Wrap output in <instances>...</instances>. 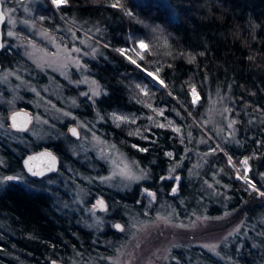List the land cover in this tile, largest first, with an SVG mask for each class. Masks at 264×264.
I'll list each match as a JSON object with an SVG mask.
<instances>
[{
  "label": "trees",
  "instance_id": "trees-1",
  "mask_svg": "<svg viewBox=\"0 0 264 264\" xmlns=\"http://www.w3.org/2000/svg\"><path fill=\"white\" fill-rule=\"evenodd\" d=\"M32 16L37 26L51 28L64 21L98 38L97 58L88 67L104 91L87 112L102 118L98 129L104 137L146 168L141 184L155 196L149 202L133 186L118 200L140 197L150 208L158 201L177 206L185 196L186 206L195 191L187 172L202 159V185L212 168L226 200L224 215L209 219L202 233L231 231L224 263L204 256L214 264H264V196L235 177L233 168L245 158L246 177L264 191V0H66L56 8L42 0ZM138 40L146 48L135 53ZM120 51L163 84H154ZM193 88L195 104L190 100ZM211 99L223 103L232 126L231 140L216 154L207 149L219 138L204 126L208 139L199 127ZM221 198L210 195L209 214L216 212ZM69 222L45 190L6 181L0 186V264L64 262L68 248L86 247L90 238Z\"/></svg>",
  "mask_w": 264,
  "mask_h": 264
},
{
  "label": "rangeland",
  "instance_id": "rangeland-1",
  "mask_svg": "<svg viewBox=\"0 0 264 264\" xmlns=\"http://www.w3.org/2000/svg\"><path fill=\"white\" fill-rule=\"evenodd\" d=\"M48 1L56 8L52 0ZM39 3L42 0H0L4 40L11 44L8 50L13 54L6 67L0 69V105L4 106L0 107V133L17 140V134L8 133L2 127V112L17 104H28L32 120L27 133L37 145L49 140L59 143L57 167L51 177L28 183L19 167L15 164L7 167V159L0 153V186L9 176L14 181L40 187L72 227L88 233L86 247L65 251L66 264H183L181 257L186 259V264H214L205 256L224 263L222 253H226L231 231L202 233L209 219L225 213L226 200L219 192L224 188L219 186L212 168L207 170L202 185L203 178L199 175L204 166L202 159L189 167L187 177L194 182V200L184 206L185 196H181L177 204L180 212L177 206L166 201H158L149 208L140 202V197H135L133 202L118 200L119 194L133 186L149 202L155 196H149L152 190L141 184L147 177L146 168L104 137L98 129L102 118L87 112L93 110V101L104 91L88 67L97 58L94 41L98 38L64 21L51 28L37 26L32 15ZM27 34L31 37H24ZM140 41L133 49L135 53L141 49ZM120 53L161 86L154 73L133 63L135 60L123 51ZM141 88L146 89L145 83ZM197 98L191 89V102L195 104ZM199 118L203 124L199 127L205 136L209 139L210 134L204 127L208 126L219 138L207 150L215 154L217 149L223 152L222 145L231 140L227 136L232 132L223 103L211 99ZM72 125L77 131L76 137L67 133ZM10 155L15 157L18 150H11ZM245 161L240 158L233 167L234 176L251 188V181L245 175L248 170ZM176 176L171 177L172 185L177 181ZM213 192L222 198L211 215L206 205L214 201L210 199ZM170 193L174 194L172 190ZM99 201H103V208ZM80 242L77 239V244Z\"/></svg>",
  "mask_w": 264,
  "mask_h": 264
},
{
  "label": "flooded vegetation",
  "instance_id": "flooded-vegetation-1",
  "mask_svg": "<svg viewBox=\"0 0 264 264\" xmlns=\"http://www.w3.org/2000/svg\"><path fill=\"white\" fill-rule=\"evenodd\" d=\"M2 28H3V26L1 24V26H0V69H2L3 67H6L8 59L10 57H13L12 52L10 50H8V48L10 47L11 44H9L6 40H4ZM24 37L30 38L31 36L29 34H27V35H24ZM1 106L2 105H0V107ZM2 107L4 108V106H2ZM15 110H18L19 117L23 116L26 118V120L24 122H22L21 124H19L18 127L11 126L10 122H9V114ZM2 113L3 114H2V123L1 124H2V127L4 128V130H6L8 133H11V134L12 133L17 134V136H16L17 140H15L11 137H8L7 134H2V132L0 133V153L3 154L2 156L5 155L4 160H5V158L7 159V161L5 160L7 167L10 168L11 164L12 165L15 164L17 167H19L20 171L25 176V180L28 183L36 181L37 179H39L41 177H44V176L47 177V176H50L51 174H53L54 171L44 173L42 175L34 177V176H30V175L26 174L22 169V166H21L22 158L26 154H28L29 152H32V151H38V150L44 149L48 152H51L56 156L57 162H58V157H59L58 153H57L58 152L57 148L59 149V143L57 141L54 142V141L49 140L47 142H42V143L37 145V144H34L30 135L27 133V129L29 128L31 120H32V112L30 111L28 104H26V103L25 104L24 103L17 104L14 107H10V108L6 109ZM0 131H1V129H0ZM6 131H5V133H6ZM24 144L25 145L28 144V146L23 147ZM13 149L18 150V155H16L15 157H11V155H10V151ZM6 181H14V180L7 179ZM14 182L19 183L22 187L23 186H25V187L30 186V185H27V183L24 184V183L19 182V181H14ZM31 187L36 188L33 185H31ZM114 226H115V224H114ZM58 263L66 264L59 259L58 260L51 259L50 262L47 264H58Z\"/></svg>",
  "mask_w": 264,
  "mask_h": 264
},
{
  "label": "water",
  "instance_id": "water-1",
  "mask_svg": "<svg viewBox=\"0 0 264 264\" xmlns=\"http://www.w3.org/2000/svg\"><path fill=\"white\" fill-rule=\"evenodd\" d=\"M0 15L3 16L1 8H0ZM3 20H0V26L2 24ZM26 120L25 117L21 116L19 117V112L18 110L12 111L9 114V122L10 125L13 127H18L19 124H21L22 122H24ZM71 129H75V127L69 126L67 128V133L68 135H70L71 137H76V135H73ZM76 130V129H75ZM77 133V131H76ZM32 158V159H30ZM27 161V164L25 163ZM21 166L23 171L30 175V176H39V175H33L34 172L37 173H48V172H53L56 167H57V158L56 156L51 153L48 152L46 150H38V151H32L29 152L28 154H26L22 160H21ZM29 168H31V171H29ZM178 178V176H176V179ZM176 186V182L173 183L171 190L173 191V188H175ZM60 264V263H58Z\"/></svg>",
  "mask_w": 264,
  "mask_h": 264
},
{
  "label": "snow or ice",
  "instance_id": "snow-or-ice-1",
  "mask_svg": "<svg viewBox=\"0 0 264 264\" xmlns=\"http://www.w3.org/2000/svg\"><path fill=\"white\" fill-rule=\"evenodd\" d=\"M63 3H66V0H52V4L54 6H57V7H59ZM112 6L116 7L117 5L113 4ZM127 14L129 16L132 15L131 12H128ZM3 19H4V17L2 15H0V20H3ZM138 46L141 49L146 48V45H145V43L143 41L138 42ZM77 51H78V49H77ZM133 63H135V61H133ZM150 75H151V73H150ZM160 83L163 84V81H161ZM193 95L194 96L196 95L195 88H193ZM193 102L195 103V100ZM116 119L120 120V119H123V118L122 117H116ZM161 127H163V125H161ZM71 131H72L73 135L77 134L75 129H71ZM134 147H135V145H134ZM140 151H147V149H140ZM168 155H171V153H168ZM30 159H32V158H30ZM25 163L27 164V161ZM245 163H247V161H245ZM29 171H31V168H29ZM33 175H42V173L34 172ZM7 179L11 180V179H14V177H8ZM162 179H164V178L162 177ZM245 179L247 180L246 177H245ZM249 186L252 188L253 191H257L260 196H264V191H259L254 184H251V182H249ZM175 192H176V189L173 188V193H175ZM148 195L149 196H154V194L150 193V192L148 193ZM98 203L100 204L101 208H103V201H99ZM119 227L120 226L117 225V228H119Z\"/></svg>",
  "mask_w": 264,
  "mask_h": 264
}]
</instances>
